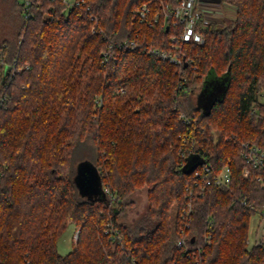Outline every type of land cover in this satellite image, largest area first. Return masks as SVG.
<instances>
[{"label":"trees","instance_id":"1","mask_svg":"<svg viewBox=\"0 0 264 264\" xmlns=\"http://www.w3.org/2000/svg\"><path fill=\"white\" fill-rule=\"evenodd\" d=\"M145 1L86 0L87 12L36 0L31 17L19 3L18 32L0 45L1 77L13 66L1 86L0 264H264V243L248 244L251 218L264 209L262 171L240 154L242 142L264 149V0H222L229 20L200 25L205 42L182 45L181 67L149 53L170 48L179 27L141 22ZM89 13L102 32H92ZM111 44L115 56L105 63ZM211 72L228 74L229 84L205 113L193 94ZM193 153L215 171L229 164L232 181L193 194L188 255L177 240L197 188L194 170H185ZM84 160L97 166L105 195L80 193ZM143 188L147 210L128 222ZM108 222L122 239L109 237ZM70 224L77 239L62 254Z\"/></svg>","mask_w":264,"mask_h":264},{"label":"built area","instance_id":"2","mask_svg":"<svg viewBox=\"0 0 264 264\" xmlns=\"http://www.w3.org/2000/svg\"><path fill=\"white\" fill-rule=\"evenodd\" d=\"M35 1L36 0H22L25 17H31L33 15L32 5ZM61 1L66 5L67 8L83 6L86 8L87 12H90V6H87L86 0ZM155 1L156 0H146L136 10V14L140 21L143 23H148L152 26L157 24L163 18L164 28L166 26L169 28V23L172 21L175 27H179V30L171 36L170 48L163 49L155 47L149 48L148 51L149 53L155 54L159 59L168 61L181 67L186 63L182 52V45L188 42L204 44L205 36L199 29L200 25L207 26L212 21L223 20L222 18H219L223 16L222 11L216 9V2L219 0H180L176 4L160 2V7L158 6L159 4H157L156 7H153ZM89 14H91L90 17L93 20V24L91 26L92 32H102V29L98 27V21L96 20L95 15L92 13ZM136 44V41L132 40L129 42L125 41L121 45L134 47ZM114 56L115 54L113 51V44H111L108 49L103 51V61L105 63L109 62ZM11 68H13V66H11ZM26 68H29V66ZM10 70L7 72V74L2 75V77L0 74V108L8 107V97L7 94L2 90L1 86L6 83V79L10 73ZM183 78L186 80V77ZM97 102L99 106L103 104V101L100 98L97 99ZM182 117L184 121L190 123V120L187 119L185 114H182ZM241 145V156L249 165L261 169L262 172L259 174L258 180L264 184V149L246 142H242ZM5 167L6 166L0 161V179L5 174ZM194 172L197 188L190 190L186 196V206L183 213L181 214V218L183 220V235L179 238V240H177V247L182 249L188 255L194 252L192 247H190L188 244L186 237V228L190 226V215L193 210L191 200L193 194L196 193L203 196L208 186L213 185L229 187L232 181V170L229 164H226L221 170L215 171L210 164L203 161V163L197 165V167L194 169ZM244 175H249L248 167L245 168ZM106 191L109 192V189L106 188ZM242 202L246 203L245 200ZM257 213H259L261 220L260 225L258 226V237L256 243L259 241L264 243V209ZM105 232L113 240H120L123 237L121 230L114 226L112 222L107 223ZM172 264H176V262H173Z\"/></svg>","mask_w":264,"mask_h":264},{"label":"rangeland","instance_id":"3","mask_svg":"<svg viewBox=\"0 0 264 264\" xmlns=\"http://www.w3.org/2000/svg\"><path fill=\"white\" fill-rule=\"evenodd\" d=\"M22 0H0V45L5 40H11L13 39L17 32L18 28L21 23V8L19 3H21ZM216 9L222 11L223 16L219 17L222 19L229 20V15L227 11V6L222 0H219L216 2ZM222 24L225 23L220 21ZM223 82V85L226 84L227 80L224 81L223 78L218 77L215 73L211 72L207 75L203 85L208 88L209 90H212V87L215 83H218L219 85ZM221 86V85H220ZM200 87L198 86L194 91V100L197 101V103L201 104V96L198 93L200 91ZM222 91L220 89H217L215 91V94L220 96ZM259 97V103L264 104V93H262ZM259 109V108H258ZM264 112V108H263ZM78 165V164H77ZM135 198V205L128 210V215L125 218L126 221L131 222L134 219L139 218L144 212H146L148 207V194L146 188H143L139 191H137L134 195ZM260 215L259 213H256L252 216L250 221V228H249V236H248V244L249 247H252L256 244L257 237H258V226L260 225ZM78 235V229L74 224H70L66 231L61 235L58 242V249L60 253L66 254L69 251L72 250L74 246V242L77 239Z\"/></svg>","mask_w":264,"mask_h":264},{"label":"water","instance_id":"4","mask_svg":"<svg viewBox=\"0 0 264 264\" xmlns=\"http://www.w3.org/2000/svg\"><path fill=\"white\" fill-rule=\"evenodd\" d=\"M186 64L187 63H185V65ZM220 78H223L224 81L227 80L226 84L223 85L222 82L220 86L218 83H215L212 90H209L204 85L200 87V91L198 93L201 96V104L199 103L198 106L203 109L205 113H209L215 101L222 98L229 84L228 74ZM217 89L222 91L220 96L215 94ZM203 161V158H201L199 154L193 153L188 157V164L186 165L185 170L191 172ZM75 182L83 196L94 199L105 195L106 190L102 185L100 172L97 166L89 160L79 162L77 166V174L75 175ZM192 240H194V238Z\"/></svg>","mask_w":264,"mask_h":264},{"label":"crops","instance_id":"5","mask_svg":"<svg viewBox=\"0 0 264 264\" xmlns=\"http://www.w3.org/2000/svg\"><path fill=\"white\" fill-rule=\"evenodd\" d=\"M226 5V4H225Z\"/></svg>","mask_w":264,"mask_h":264}]
</instances>
